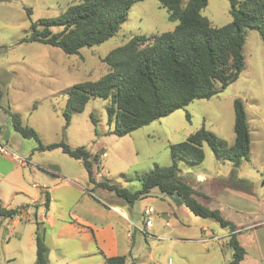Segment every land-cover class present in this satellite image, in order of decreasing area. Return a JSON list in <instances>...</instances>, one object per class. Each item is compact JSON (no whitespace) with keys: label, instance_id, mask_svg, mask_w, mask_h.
Segmentation results:
<instances>
[{"label":"rangeland","instance_id":"374dc122","mask_svg":"<svg viewBox=\"0 0 264 264\" xmlns=\"http://www.w3.org/2000/svg\"><path fill=\"white\" fill-rule=\"evenodd\" d=\"M78 1L0 0V108L18 113L24 124L35 129L43 144L64 141L70 147L82 145L91 154L97 153L94 177L135 191L141 187V175L155 165H170L171 143L183 141L202 126L224 146H232L233 100L240 98L249 127L248 159L233 167L203 143V160L197 164L179 161L178 174L193 187L202 182L201 192L205 197L200 202L218 209L233 224L236 239L245 250L239 264H264V45L257 29L245 27L243 30L244 67L235 81L208 99H195L124 136H116L107 133L113 127V123H108L106 111L109 100L100 97L90 96L82 111H71L66 125L64 111L69 88L77 82L95 81L106 73L108 68L102 58L131 35L152 36L170 31L177 21L168 18L166 9L157 0H140L131 5L127 19L112 37L100 44L82 47L79 54L67 55L49 44L22 41L30 34L31 22L58 16ZM201 14L216 26L232 19L227 0H207ZM59 29V26L51 27L53 32ZM0 114L7 118L6 113L0 111ZM4 123L6 126L0 133L8 139L9 150L15 149L20 155L33 151L36 157L43 154L37 151L33 138L21 137L14 133L10 121ZM7 131L14 135L8 136ZM43 151L44 154L57 152L59 164L65 165L67 161L79 172L80 166L75 165L74 158L61 149ZM10 166L9 161L0 158V171ZM198 174L202 177L200 181L196 180ZM66 175L70 179L72 174ZM201 185L197 186L198 190L202 189ZM93 190H97L96 195L102 200L112 201L106 198L111 196L123 202L137 225L142 224L138 200L130 206L113 191L96 186ZM158 194L154 188L151 195ZM150 205L159 213L151 214V230L133 232L132 264H167L169 258L172 264L230 261L228 227L194 215L184 206L169 214V207L174 204L166 197L157 198ZM34 227V222L28 220L16 226H11L7 218L0 223V264H35ZM215 235L216 239H210ZM126 264H131L130 257Z\"/></svg>","mask_w":264,"mask_h":264},{"label":"trees","instance_id":"16d2710c","mask_svg":"<svg viewBox=\"0 0 264 264\" xmlns=\"http://www.w3.org/2000/svg\"><path fill=\"white\" fill-rule=\"evenodd\" d=\"M140 0H79L58 16L40 18L30 23V34L22 41H35L60 48L67 55L79 54L85 46L100 44L112 37L127 19L128 11ZM170 20L177 21L173 30L146 36L131 35L121 45L111 49L102 61L108 70L95 81H82L68 90L64 111L66 125L71 111H82L90 96L108 99L107 133L124 136L131 131L182 108L195 99H208L235 81L244 67L243 45L245 27L257 29L264 45V0H227L230 22L216 26L201 14L207 0H157ZM28 14L30 9L27 8ZM59 26L53 32L51 27ZM152 42H149V40ZM1 96V92H0ZM1 98V97H0ZM234 143L226 147L203 126L183 141L169 145L171 163L155 165L139 177L141 187L129 191L108 180H97L94 167L97 153L84 146L70 147L64 141L43 144L34 128L24 124L18 113L6 110L12 129L23 138H33L38 150L59 148L81 161L92 187L113 191L130 206L134 201L151 195L156 188L161 194H176L194 215L210 218L221 227H228V245L232 258L226 264H239L245 250L236 239L232 223L219 210L200 202L199 194L178 174V162L200 163L204 158L202 144L206 143L220 158L238 167L248 159L250 135L246 110L240 98L233 100ZM94 120V119H93ZM45 213L50 197L35 208ZM20 207L6 208L0 201V217L14 218ZM43 221L35 219V264H49L44 241ZM105 264H125V256L105 257Z\"/></svg>","mask_w":264,"mask_h":264},{"label":"crops","instance_id":"0c3cea01","mask_svg":"<svg viewBox=\"0 0 264 264\" xmlns=\"http://www.w3.org/2000/svg\"><path fill=\"white\" fill-rule=\"evenodd\" d=\"M0 111L6 113L2 108ZM5 115L7 118L0 114V131L6 126L4 121H10L7 113ZM7 133L8 136L14 135L9 131ZM0 142L8 149V139H4L1 133ZM37 151L43 154L36 157L33 151H25L20 155L11 148L7 154H0V158L11 163L8 169L0 171V201L6 208L20 207L22 210L18 217L7 218L11 226L18 225L22 220L33 221L34 225L35 219L44 222V241L49 264H105V257L118 255L125 256V264L130 257L132 264L135 258L132 256L133 232L135 229L140 231L139 228H144L147 232L153 227L152 221L149 226H144L143 208L152 207V201L157 198L164 200V197L172 200L174 204L169 207V214H175L176 208L184 206L181 197L176 194L148 195L138 200L143 220L141 225H137L131 218L133 213L127 211L123 202L103 192L100 194L108 196L106 198H111L112 201L97 197V190L92 191V185L88 183L87 173L81 161L74 159L75 165L81 167L77 172L67 161L65 165L59 164L57 152L44 154L43 150ZM14 155L25 161L15 159ZM66 173L72 174L70 179L66 177ZM201 178L198 174L196 180L200 181ZM199 184L192 187L202 194L204 187L201 185L202 189L198 190ZM45 192H48L50 197V208L46 213L40 207L35 208V205L44 202ZM70 192L71 195L68 194ZM198 198L203 199V196ZM153 213L159 212L153 209ZM4 219L0 217V223ZM155 231L152 230V233Z\"/></svg>","mask_w":264,"mask_h":264},{"label":"built area","instance_id":"2783aa9c","mask_svg":"<svg viewBox=\"0 0 264 264\" xmlns=\"http://www.w3.org/2000/svg\"><path fill=\"white\" fill-rule=\"evenodd\" d=\"M8 152V149L7 147L5 146V144L1 143L0 142V153H3V154H7ZM15 159H19L21 162H24L25 160L24 159H20L18 156L14 155L13 156ZM153 213V209L151 206H148V207H144L143 210H142V215L144 217V226L147 227L151 224V221H152V218H151V214ZM140 231L142 232H145V229L144 228H139ZM210 239H216V237H212ZM156 264H159V263H156ZM167 264H172V260L169 258L167 260Z\"/></svg>","mask_w":264,"mask_h":264}]
</instances>
